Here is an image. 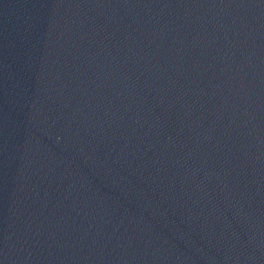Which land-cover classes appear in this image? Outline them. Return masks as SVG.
Instances as JSON below:
<instances>
[{"label":"water","instance_id":"1","mask_svg":"<svg viewBox=\"0 0 264 264\" xmlns=\"http://www.w3.org/2000/svg\"><path fill=\"white\" fill-rule=\"evenodd\" d=\"M0 264H264V0H0Z\"/></svg>","mask_w":264,"mask_h":264}]
</instances>
